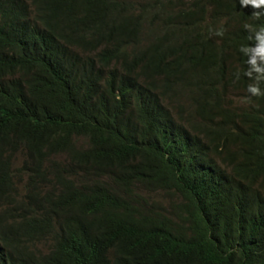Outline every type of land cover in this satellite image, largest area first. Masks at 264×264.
<instances>
[{"label": "trees", "instance_id": "1", "mask_svg": "<svg viewBox=\"0 0 264 264\" xmlns=\"http://www.w3.org/2000/svg\"><path fill=\"white\" fill-rule=\"evenodd\" d=\"M108 1L36 0L30 11L0 0V234L18 244L9 264H40L28 258L45 236L57 244L50 264H108L107 249L113 264H264V198L243 185H264V118L246 110L233 125L204 81L224 49L243 75L238 49L264 16L252 22L238 3L231 32L204 23L228 11L216 0L113 2L112 16L128 6L154 14V31L139 30L153 50L147 65L149 53L132 54L108 79L99 65L111 55L96 59L83 42ZM180 84L189 86L186 102L172 105L165 95ZM164 101L211 139L210 154L232 176L189 154V129Z\"/></svg>", "mask_w": 264, "mask_h": 264}, {"label": "clouds", "instance_id": "2", "mask_svg": "<svg viewBox=\"0 0 264 264\" xmlns=\"http://www.w3.org/2000/svg\"><path fill=\"white\" fill-rule=\"evenodd\" d=\"M21 1V0H19ZM25 1L27 7L30 11H33L35 8L36 0H22ZM39 1V0H37ZM123 0H109L107 5L104 4L101 12L98 16L89 24L86 29L83 42L86 44V50L88 54L92 57L98 59L101 54L111 55L106 60L107 62L99 65V70L101 73L106 75L109 79L110 75L115 73V69H122L123 63L127 60H131L133 57L132 54L137 53H149L146 54L148 59L142 61V65H147L152 58V45L153 43L142 40L141 32L139 31L143 25L146 24L148 32H153L154 28L150 27V23L154 19L153 15L144 10H139L137 8L128 6L125 14L120 13L119 16H112L110 11V5H113V2H116L120 6H123ZM131 2H138L143 4V0H129ZM217 4L223 3L227 6V12H221L222 15L218 18L211 17L207 15L205 17L204 23L216 24V28L219 29L225 25H229L231 32L234 29L236 16L231 18L230 12L233 8L238 7V3L242 9L246 10L249 14L250 20L254 22L256 19H261L264 16V0H216ZM186 5L190 4V0H184ZM218 10V6H215ZM31 19V18H30ZM33 22V18L31 19ZM32 27H37L42 31L43 26L39 25L38 22L32 23ZM244 28L249 31H253L250 25L245 24ZM126 30V31H125ZM210 34L216 36H222L223 30H217L212 33V30H209ZM42 34L40 37H42ZM152 41V40H150ZM74 52V47L71 48ZM220 50V47H217V51ZM239 52L242 54L245 63V70L243 75L239 73L234 74L231 67L237 65V58L232 56L230 50H223V53H220L221 61H215V63L210 67L208 72L205 73L204 81H206L207 86L215 85V90L218 93V99L222 103V111L224 114L228 112L229 118H234L233 125L235 124V116L237 114H242L246 110H253L257 115H260L264 118V25L258 26V29L253 31V36L246 38L239 47ZM87 54V53H86ZM141 66L134 69V72L139 70ZM207 71V69H206ZM250 80L245 87V82ZM102 85V83H100ZM189 86L187 84H180L177 88L172 89V92H169L165 95L166 98L172 100V105H182L185 104L186 98L188 95ZM230 95L239 96L240 102L237 105H234L232 101L228 100ZM156 97L159 99V93L156 92ZM162 99V98H161ZM161 104L171 112V117L178 123L175 119L174 111L170 110V106L167 102H161ZM133 106H136L137 103L132 102ZM216 113V112H215ZM179 119V116L176 117ZM180 120V119H179ZM181 126L184 127L188 132L185 133L187 150L191 156H195L204 161V163L214 162L217 166L216 170H219L221 174L232 176L231 170L225 167L221 162V158L217 155L210 154V138H206L203 134L197 135L189 128V124L186 123L183 119ZM238 122L239 119H238ZM246 124L237 127L238 131H245ZM215 145V142H212ZM214 149V148H213ZM212 149V150H213ZM15 157L12 159L14 160ZM199 167L207 169L210 171V176L213 177L209 166L206 164H199ZM17 169L15 166V161L13 164L12 170ZM220 177L217 175L216 179ZM242 177H234L235 183H238L237 179ZM48 179V177H47ZM228 179L225 180V182ZM23 184V185H22ZM19 185H22L19 187ZM19 190L22 191L24 183L19 184ZM243 185L249 187V191L259 192L262 194L261 197L264 198V185L261 187L259 183L248 184L246 181ZM242 185V186H243ZM20 200L23 196H19ZM40 209V214L43 213L42 208ZM1 212V210H0ZM33 212V211H31ZM9 223L8 219H5ZM264 232V231H263ZM18 244L15 240H6L2 234H0V264H9V261H17L18 254L15 249ZM258 250L264 253V234L258 240ZM57 251V244L55 239L52 236H45L41 244L37 245L35 250H32L29 253L30 261L40 260V264H50L55 253ZM105 262L108 264H113L115 261L114 250H105ZM35 256L33 257V255ZM33 258V260H32ZM264 263V261H263Z\"/></svg>", "mask_w": 264, "mask_h": 264}, {"label": "rangeland", "instance_id": "3", "mask_svg": "<svg viewBox=\"0 0 264 264\" xmlns=\"http://www.w3.org/2000/svg\"><path fill=\"white\" fill-rule=\"evenodd\" d=\"M228 100L232 101L234 105H237L240 102L241 99H240L239 96L230 95L228 97ZM22 185H19V187H21Z\"/></svg>", "mask_w": 264, "mask_h": 264}, {"label": "bare ground", "instance_id": "4", "mask_svg": "<svg viewBox=\"0 0 264 264\" xmlns=\"http://www.w3.org/2000/svg\"><path fill=\"white\" fill-rule=\"evenodd\" d=\"M65 66V65H64ZM75 66V65H74ZM68 105V104H67ZM60 157V156H59ZM44 193V192H43ZM29 199V198H28ZM16 237V236H15Z\"/></svg>", "mask_w": 264, "mask_h": 264}]
</instances>
